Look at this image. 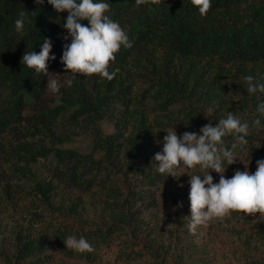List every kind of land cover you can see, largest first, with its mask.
<instances>
[{
	"label": "trees",
	"instance_id": "16d2710c",
	"mask_svg": "<svg viewBox=\"0 0 264 264\" xmlns=\"http://www.w3.org/2000/svg\"><path fill=\"white\" fill-rule=\"evenodd\" d=\"M105 2V15L132 47L121 46L110 64L113 80L77 74L69 87L71 75L60 63L68 13L55 12L48 0H0V207H15L26 193L39 201L0 247V264H51L57 254L92 263L114 244L139 264H196L200 249L190 240L186 213L190 177L201 173L160 174L154 156L162 150H150L155 132L159 141L170 129L181 137L200 134L202 126H216L231 112L248 123V143L235 149L242 163L225 162V169L232 176L237 170L254 174L256 161L264 159V114L258 111L264 93L249 94L244 79L264 84V0H211L204 17L190 0ZM21 11L28 15L18 33ZM44 39L52 41L50 55L56 56L48 62L49 77L20 63L26 50L39 52ZM48 78L60 82L53 106L45 99ZM103 121L114 131L105 134ZM78 134L92 138L90 151L63 147ZM223 139L231 149L233 138ZM40 159L48 162L42 179L33 169ZM168 180L182 193L173 196L166 239L158 240L143 208L152 207L149 193ZM84 194L101 209L93 219L82 216ZM240 215L232 230L238 236L234 251L249 252V264H264V220ZM69 235L85 238L94 251L67 249L63 240Z\"/></svg>",
	"mask_w": 264,
	"mask_h": 264
},
{
	"label": "clouds",
	"instance_id": "9594fccd",
	"mask_svg": "<svg viewBox=\"0 0 264 264\" xmlns=\"http://www.w3.org/2000/svg\"><path fill=\"white\" fill-rule=\"evenodd\" d=\"M158 2L160 0H135L136 6ZM35 3L42 5L44 0H35ZM48 3L55 12L68 13L62 26L67 35L63 37L65 44L60 58L64 72L71 75L65 83L70 87L77 74L87 77L98 75L102 79L113 80L116 73L109 72L110 64L115 61L121 46L131 48L132 43L121 26L105 15L110 5L105 0H48ZM190 4L201 17L211 9V0H190ZM27 15L25 11L19 13L15 21L18 33L24 30ZM81 21H88V25ZM69 39L71 42L67 43ZM52 50V41L44 39L40 51L26 50L20 63L23 68L34 69L37 76L49 77L53 74L49 73L48 62L56 60L55 55H50ZM244 79L249 94L258 91L264 93V84H256L252 76H245ZM47 80L46 88L53 94L58 93L60 82L51 78ZM258 111L264 114V102L258 105ZM254 123L259 125L260 121ZM248 131V123H242L231 112L225 119H220L216 126L211 123L202 126L200 134L184 132L181 137L175 129L165 131L167 135L162 141V151L154 156L157 171L173 178L182 169L198 168L201 173L192 175L189 180L190 234L195 235L198 227L207 226L214 220H223L233 213L245 216L259 214V218L264 220V159L256 161L254 174L237 170L231 178L224 175L225 162L229 166L235 164V149L248 143ZM228 136L233 138L231 149L224 147L223 138ZM157 143L161 141L157 140ZM212 172L219 174L218 183H214ZM63 243L67 249L76 252L94 251L83 237L77 239L69 235Z\"/></svg>",
	"mask_w": 264,
	"mask_h": 264
},
{
	"label": "rangeland",
	"instance_id": "374dc122",
	"mask_svg": "<svg viewBox=\"0 0 264 264\" xmlns=\"http://www.w3.org/2000/svg\"><path fill=\"white\" fill-rule=\"evenodd\" d=\"M56 79L58 78H51ZM60 80V79H59ZM60 95L58 93L53 94L47 89L45 99H48V105L53 106L59 102ZM102 129L104 133H111L114 131L113 125L107 121H103ZM160 138V134H154L152 138L153 144L150 148L151 151L154 149L162 150V141L160 144L157 140ZM93 145L92 138L88 135L78 134L74 136L72 141L66 142L63 147L73 148L82 153H86L91 150ZM48 163V162H47ZM47 163L40 159L38 163L33 166L34 171L38 174L39 178H45L49 172L47 169ZM236 163H242L237 159ZM225 177L231 178L232 174L228 169H225ZM186 169L178 170L177 175H183ZM214 183L219 182V174L212 172ZM31 182H27L28 185ZM184 190V189H183ZM182 193V188L177 189L176 184L170 182L169 180L156 186L151 193H149V203L152 206L147 208V204L144 205V217L147 224H150L158 236V240L166 239L169 229L172 227V221L170 220L171 206L173 202V196ZM188 193V192H186ZM33 195L29 193L23 194L15 207L6 205L0 207V247L2 244L10 241L12 233L19 227L22 223L26 222L27 211L31 205L38 204L39 201H34ZM147 200V201H148ZM81 213L83 218L100 215L101 209L97 205V201L91 194H84L82 196ZM186 226L190 222L189 216L191 215L190 210L186 213ZM238 215V217H237ZM240 213H233L230 217L223 220H214L210 222L207 226H200L197 229L195 235L190 236V240L195 244L194 246L200 249L196 255V264H249V252L240 249L234 251L236 245L238 244V236L232 232L236 227L238 228L239 220L243 217ZM235 227V228H233ZM236 228V229H237ZM247 230V226L244 227ZM248 231V230H247ZM155 234V235H157ZM216 237L219 240L218 244H212L211 236ZM120 248L117 244L112 247L104 248L97 262H79L66 258L63 255L57 254L54 256V260L51 264H139V262L132 257H128L127 254L119 251Z\"/></svg>",
	"mask_w": 264,
	"mask_h": 264
}]
</instances>
